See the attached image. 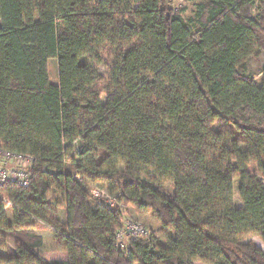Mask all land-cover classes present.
Wrapping results in <instances>:
<instances>
[{"label": "trees", "instance_id": "obj_1", "mask_svg": "<svg viewBox=\"0 0 264 264\" xmlns=\"http://www.w3.org/2000/svg\"><path fill=\"white\" fill-rule=\"evenodd\" d=\"M188 1L185 18L167 0H0V146L36 159L28 189L0 187V264H264L245 242L264 244V70L256 84L245 67L264 53V0ZM168 157L177 176L133 173ZM112 158L126 170L98 171ZM236 179L243 209L230 202ZM92 183L175 238L129 236L119 251L124 211L91 210Z\"/></svg>", "mask_w": 264, "mask_h": 264}, {"label": "rangeland", "instance_id": "obj_2", "mask_svg": "<svg viewBox=\"0 0 264 264\" xmlns=\"http://www.w3.org/2000/svg\"><path fill=\"white\" fill-rule=\"evenodd\" d=\"M170 2L171 8L176 11H183L182 16L183 17H189L192 14L193 6L192 3H190L188 0H167ZM96 57V58H95ZM98 58V55H95L92 60L89 62V72L93 75V79L96 80V83L100 81V77H105L108 69V58L107 54L103 51L100 52ZM246 72L248 75L252 76L256 82V84H260V74L264 70V53H261L259 56L255 57L252 56L247 59L245 62ZM48 78L49 82L53 85H58L59 79H58V62L56 59H50L48 61ZM105 101V96H101V102ZM239 150L248 154L249 149L245 145H239ZM81 152V146L80 143L74 144V151L71 154V157H75L76 163L78 162V159L76 155ZM92 160L90 158H85V163L91 165ZM67 167H69V160H67ZM256 167H259L256 165ZM126 167L117 159L112 158L104 161L101 166L99 167L98 171L104 172V171H125ZM134 175L141 178L142 180L146 181L148 178H163L165 176L173 177L178 175V170L176 166L173 164V160L168 157L165 162L162 164V166H149V167H135L133 169ZM257 178L258 180L263 184L264 186V176L261 171V169H258L257 172ZM241 180L236 179L233 181L232 184V191H231V199L230 202L232 203L233 207L236 209H243V203L239 196V187H240ZM165 187L167 191L170 193L174 192L173 183L167 182L165 184ZM91 189L94 192H108V186L106 184L102 183H92ZM55 199V198H53ZM58 201L57 208L54 212V217L57 219V221L64 222L65 220V208L64 205L61 202V198H56ZM223 203L227 202L226 198H223ZM89 206L91 210H95L98 206V202L93 199V197L90 195L89 199ZM104 207V206H102ZM115 207V206H114ZM113 207V208H114ZM124 207V206H123ZM124 220L128 221H138L141 222L147 229H149L152 236H154V240L157 244L166 247L171 240L175 238L174 234L165 231L162 229L159 223H157L155 220H153L149 215H143V214H137L133 211L131 207H124ZM7 217L9 219L12 218V212L10 209V205L7 204L6 211H5ZM37 233L41 235L44 239V244L42 247L43 251H49L53 250L55 248V242L53 241V232L48 230H38ZM245 242L253 243L256 247L261 249L264 252V244L261 242V240L258 237L249 236ZM10 246H12L11 243H9Z\"/></svg>", "mask_w": 264, "mask_h": 264}, {"label": "built area", "instance_id": "obj_3", "mask_svg": "<svg viewBox=\"0 0 264 264\" xmlns=\"http://www.w3.org/2000/svg\"><path fill=\"white\" fill-rule=\"evenodd\" d=\"M36 163V159L29 154L16 153L0 146V187L4 185H14L22 189H28L31 184L30 169ZM90 195L98 202L99 207L118 208L120 211L124 207L117 203L116 196H110L107 192L91 191ZM9 205V203H7ZM150 235L141 222L124 220L121 228L115 233V247L126 252L125 239L131 237L148 238Z\"/></svg>", "mask_w": 264, "mask_h": 264}, {"label": "water", "instance_id": "obj_4", "mask_svg": "<svg viewBox=\"0 0 264 264\" xmlns=\"http://www.w3.org/2000/svg\"><path fill=\"white\" fill-rule=\"evenodd\" d=\"M47 172L50 173L51 175H56V174H58V172L50 171V170H47Z\"/></svg>", "mask_w": 264, "mask_h": 264}, {"label": "crops", "instance_id": "obj_5", "mask_svg": "<svg viewBox=\"0 0 264 264\" xmlns=\"http://www.w3.org/2000/svg\"><path fill=\"white\" fill-rule=\"evenodd\" d=\"M38 234V233H37ZM39 235V234H38ZM41 236V235H40ZM42 237V236H41ZM43 238V237H42Z\"/></svg>", "mask_w": 264, "mask_h": 264}]
</instances>
